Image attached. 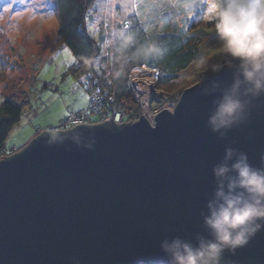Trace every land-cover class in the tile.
<instances>
[{
    "label": "water",
    "instance_id": "obj_1",
    "mask_svg": "<svg viewBox=\"0 0 264 264\" xmlns=\"http://www.w3.org/2000/svg\"><path fill=\"white\" fill-rule=\"evenodd\" d=\"M211 74L152 124L107 121L44 132L0 161V264H167L164 239L195 240L226 147L264 156V97L220 140L207 127ZM222 264H264V231Z\"/></svg>",
    "mask_w": 264,
    "mask_h": 264
},
{
    "label": "rangeland",
    "instance_id": "obj_2",
    "mask_svg": "<svg viewBox=\"0 0 264 264\" xmlns=\"http://www.w3.org/2000/svg\"><path fill=\"white\" fill-rule=\"evenodd\" d=\"M90 1L84 26L93 39L98 41L101 37L102 41L92 65L98 70L100 58L108 61L103 68L107 73L112 71L107 81L112 87L120 86L124 69L115 40L123 34L128 17L133 14L147 33L155 29L163 33L171 21L168 31L188 35L198 49L197 59L177 82L158 89L173 101L213 74L209 66L221 59L210 13L214 0ZM54 6L55 0H0V105L8 99L22 108L19 122L3 144V159L11 157L7 156L11 151L18 153L41 133L55 132L67 117L82 111L88 100L82 88L86 87V77L82 81V75L88 64L76 63L68 48L57 41ZM91 120L97 118L92 116Z\"/></svg>",
    "mask_w": 264,
    "mask_h": 264
},
{
    "label": "clouds",
    "instance_id": "obj_3",
    "mask_svg": "<svg viewBox=\"0 0 264 264\" xmlns=\"http://www.w3.org/2000/svg\"><path fill=\"white\" fill-rule=\"evenodd\" d=\"M213 5L210 13L221 59L209 66L210 71L233 75L230 84L213 82L203 94L215 97L207 127L223 140L250 122L254 102L264 97V0H214ZM130 42V37L123 38L125 46ZM160 55L154 44L136 53ZM261 160L257 167L246 153L225 148L212 168L215 187L202 213L207 236L162 240L160 251L167 264H222L226 252L235 254L264 231V156Z\"/></svg>",
    "mask_w": 264,
    "mask_h": 264
},
{
    "label": "trees",
    "instance_id": "obj_4",
    "mask_svg": "<svg viewBox=\"0 0 264 264\" xmlns=\"http://www.w3.org/2000/svg\"><path fill=\"white\" fill-rule=\"evenodd\" d=\"M90 3V0H55L54 7L58 21L57 41L61 46L68 48L76 63L88 64L82 75V81L86 77L87 83L90 75L93 77L95 75L102 94H105L107 101L110 99L114 105L121 104L125 110L134 106L126 80L127 73L132 68L147 67L157 71L156 88L163 90L176 83L179 75L185 72L197 59L198 49L190 42L188 35L168 31L170 30L171 21L167 23L165 32L157 33V29H155L153 32L147 33L144 31V26L139 22L137 16L133 14L128 17L127 27L123 34L115 40V46L120 50L123 58L124 69L122 68L121 71L120 86L119 84L115 85L116 82L113 79L115 87H112L107 82L112 71L110 70V73H107L104 70L105 68H103L104 64H108V61L105 58H100L101 65L96 66L98 70L92 65L99 54V42L102 41L101 37L98 41L93 39L84 26V13ZM124 37L131 38V42L126 46L123 43ZM149 44L156 45L161 50L162 55L137 57V50ZM82 81H80V84ZM82 88L88 98V89L86 87ZM87 105L88 100L82 111L86 110ZM108 105L109 102L106 103V106ZM21 114L22 108L20 105L11 100L7 99L0 105V156L6 153L3 151V144L11 129L19 122ZM92 116L96 117L97 120L92 121ZM89 120L90 123L94 124L102 119L92 114L89 116Z\"/></svg>",
    "mask_w": 264,
    "mask_h": 264
},
{
    "label": "built area",
    "instance_id": "obj_5",
    "mask_svg": "<svg viewBox=\"0 0 264 264\" xmlns=\"http://www.w3.org/2000/svg\"><path fill=\"white\" fill-rule=\"evenodd\" d=\"M96 80V78H95ZM94 77H89L86 88L88 89V105L85 111H80L73 116L67 117L56 128L57 131H69L83 125H94L90 123L89 116L97 115L102 119L97 124H103L112 121L116 125L124 122L135 123L141 117L146 118L151 124L155 115L162 109L172 112L176 106L173 101L163 91L156 88V71L147 67H134L128 72L127 84L132 94L134 106L124 109L121 104L114 105L113 102L107 101V96L102 94L101 87L95 81ZM109 105L106 106V103ZM52 133V132H51ZM54 133V132H53ZM13 156L11 151L7 156ZM4 157L1 155L0 159Z\"/></svg>",
    "mask_w": 264,
    "mask_h": 264
},
{
    "label": "snow or ice",
    "instance_id": "obj_6",
    "mask_svg": "<svg viewBox=\"0 0 264 264\" xmlns=\"http://www.w3.org/2000/svg\"><path fill=\"white\" fill-rule=\"evenodd\" d=\"M212 8H214V5H213V3L211 4V6H210V11L212 10ZM84 99L86 100L87 98L86 97H84Z\"/></svg>",
    "mask_w": 264,
    "mask_h": 264
}]
</instances>
